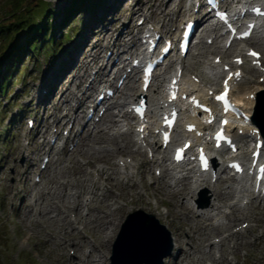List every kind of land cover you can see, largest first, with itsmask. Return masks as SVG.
<instances>
[{
  "label": "bare ground",
  "instance_id": "obj_1",
  "mask_svg": "<svg viewBox=\"0 0 264 264\" xmlns=\"http://www.w3.org/2000/svg\"><path fill=\"white\" fill-rule=\"evenodd\" d=\"M51 1L57 3L59 0ZM133 1L135 0H124L122 8L114 13V17L117 16L116 21L108 25L110 31L100 29L99 32L102 36H99L98 40L89 47V53L82 54L81 56L78 55V60L80 61H77L78 63L74 64V66L76 65L78 71L81 70L82 72L72 71V73L67 74L65 78L60 80V88H56V91H54L56 99L60 98L59 104L56 105V110L61 111L65 108L67 110L66 113L60 116L55 115L53 123L56 124V127L58 129L61 128L68 118L72 119L75 125L80 122L82 123V130L79 134L75 133L74 128L70 129V133L78 137L75 152L80 153L82 160L74 159L71 165L67 167L71 171V179L60 181L62 185L55 186V188H59V194L63 192V189H66V186L71 189L67 195L64 194L62 196L67 204L63 205L54 199L49 202L47 199H43V194L38 196V192V198L35 197L33 201H30L27 197L20 200L17 208L18 210L23 208L26 212L23 214L20 211L18 217L22 221L25 219L30 221L35 217L31 225L38 227L41 225V220H46L50 225H60L59 222H62V235L65 237L61 239L63 240V244L66 245L65 248L67 249V246L72 245L76 251H80L82 254L79 258L71 259L70 264H105L107 258L106 248L119 232L124 221V217L120 211L124 209V205L137 206L140 209L145 208L148 212L155 214L171 230L174 244L179 249L174 264H207V261L211 262V264H231L227 259L226 253L230 252L236 258V251L249 245L247 241H243L244 230H230L232 223L240 218L251 219L249 214L245 212L243 204V201L246 199V204H251L252 199L255 198L250 189L249 178L246 177L244 181H239L232 176L225 177L223 173H226V168H218L215 170L216 176L215 181H213L212 171L208 177V174H199L193 168H185L184 165L178 167L170 166L167 163L171 159L169 150L162 149L161 143L158 144L155 139V134H152L154 137L153 141L148 140V145L146 147L143 146L141 143L142 139L138 137L136 129H134V124L129 120L132 117L128 108L124 111V106L129 105L132 99H138L141 94L140 89L137 87L139 71H136L134 76L133 74L129 75L127 78L128 82L124 88L125 91H117L124 96L123 100L120 102H109L105 110L104 127L101 124H94L92 117L87 118V114L84 113L86 108L93 107L95 110L98 108L94 103L95 100H93V92L100 87H106L105 76L109 74L106 71L107 65H112V68L113 66L117 67L116 73L124 71L127 65L126 55L132 54L137 50L142 53L144 50L142 49V44L137 43L135 35L129 36L132 29H136L139 33L145 26H131L136 16L143 11L142 5L136 1L137 7V5L133 4ZM246 2H243L242 7L246 5ZM193 7L188 8L186 5L182 7L181 1L154 0L150 9H152L151 11L155 18L169 20L172 11L178 13L181 9V16L187 18L185 24L189 19H193L192 17H194V19H197L195 22L201 30H206L210 25V20L199 13L195 15L191 11ZM125 13H128L127 19L129 23L112 40V33L117 30V23L122 20ZM147 29L149 30L150 28L147 27ZM256 31L254 40L251 41L250 38L246 41L250 43V46L257 44L264 50V28L259 27ZM260 31L262 33H259ZM222 35L221 33L219 36L214 37L213 42L217 44V39ZM128 41L134 43L132 48H127ZM199 44H201L200 49H202L200 54L203 55L206 52H211L212 46H207L201 41H199ZM216 44L213 47L216 52L227 54L228 49ZM106 49H110L112 52V55L108 58L103 54ZM237 56L241 55L238 54L234 57ZM115 57L120 59L119 66H117L114 60ZM191 57L193 58V56ZM174 63L175 60L171 59L168 65L173 66ZM206 65L204 68L196 69L200 78L199 83H195L191 77H186V75L182 80V85L186 91L197 93L203 99L209 98V91L211 89H216L218 85L221 87L220 80L227 74L222 71L223 64L214 65L210 62L208 66ZM184 67L187 71H195V66L188 67L185 65ZM91 68L96 69L93 76L92 73H89ZM247 70L252 73L259 72V69L253 66H247ZM165 77L163 74L157 75L155 84L157 95L152 96L151 105L148 109L150 120L148 124L153 125L151 129L152 133H154L157 127L156 116L161 107L164 106L161 94V82L165 80ZM64 80L65 84H63ZM109 80L107 81L108 84H112V81ZM240 80L241 82L233 87L231 94L242 105L247 114L251 116L255 100L249 96L250 94H255L256 96L263 88L261 85H255L252 82L253 80L251 81V78L245 75ZM55 81L57 80L54 79L53 83ZM84 81L88 82V86L84 90L81 89L82 94L78 96L73 87H80ZM248 82H250L249 90L245 91L242 96L236 95V93L244 90L242 85ZM203 83L210 86L207 87ZM99 93H97V96ZM40 98L45 99L43 95ZM113 108H119L122 113L120 117L115 118L116 114L112 112ZM70 112H73V116L70 115ZM181 113L183 112L181 111ZM121 118L126 121V127L121 126ZM197 121L196 123L199 125L200 130L202 129L206 135L208 128L204 127L199 119ZM44 126H47L48 129L51 123L45 121ZM253 128L258 127L252 118V121L249 123L241 120L238 127L230 126L229 131L236 139L246 140L244 141L246 143L253 139V136L250 134ZM239 130H243L244 134L239 135ZM39 134L45 137L41 131ZM185 135H191L193 138H196L194 134H187L182 130L176 131L173 141H180ZM207 136L204 137L206 138ZM71 137L69 136V138ZM139 141L140 143H138ZM44 144L45 138L42 141V145ZM179 144L183 145V140ZM33 148L31 151L36 155V158L39 157L42 149ZM20 149L23 150L24 148L20 147ZM54 150L55 146L52 145L47 150L45 156L48 154L52 155ZM149 150L153 153L150 156L147 155ZM246 153L244 152V155ZM71 154H74V152ZM226 154L222 153L223 156ZM117 157L118 159L116 160ZM261 159L264 160V147L261 151ZM26 160H29L27 153ZM57 162H62V160L59 159ZM100 162L103 163L98 164ZM218 164L219 161L215 156H212L213 168ZM14 166L19 179L29 180L36 170L37 161L30 163L28 169H22L17 164ZM154 166L157 167L156 169H160L161 173L158 177L154 178L153 184L149 187L146 185V179L151 174ZM89 167H92L93 171L88 170ZM60 172L61 170L57 173ZM137 176H139V180H137ZM237 183H239V186L236 185ZM139 185L142 186L145 192L135 190ZM155 186H157L156 188L160 192H164L167 195L168 200L158 198L154 192H150V188ZM203 186L208 187L210 194L213 196L212 203L208 208L204 209L196 206L193 201L196 191ZM10 188L12 195L10 202L13 203L18 198L19 192L17 186H10ZM114 188L120 189L119 195H115ZM147 195H154L157 199V205L152 206ZM233 197L235 199L230 202L229 200ZM118 198L124 201V203L120 204ZM161 204L169 207L167 213L162 214L159 211ZM225 208H228L229 212H224ZM71 212L75 217L74 219L69 216ZM80 224L83 230H89L92 233V239H89L86 233L80 230V227H78ZM50 235L52 234L50 233ZM218 235H222L218 242L211 240L213 236ZM263 235L254 238L252 242L253 246H259ZM229 242H232L231 246H228ZM258 251L261 250L258 248ZM217 253H220V255H216ZM262 257L264 256L255 255V259L258 260ZM234 264L238 263L235 262ZM256 264H264V262L260 261Z\"/></svg>",
  "mask_w": 264,
  "mask_h": 264
},
{
  "label": "rangeland",
  "instance_id": "obj_2",
  "mask_svg": "<svg viewBox=\"0 0 264 264\" xmlns=\"http://www.w3.org/2000/svg\"><path fill=\"white\" fill-rule=\"evenodd\" d=\"M48 1H50V6L56 9L58 12H60L65 6V4H67L66 0H59L57 3H54L51 0ZM111 1L112 0H109L110 3ZM136 1H138V3L141 2L146 9L148 8L149 4L152 3V0H135V2ZM30 2L32 3L33 7L36 8V1L32 0ZM118 8V3H114V6H112L111 9L108 11L109 15L105 14V16H101V20L97 24L99 25L97 26L99 31L100 29H107L106 31H110L108 25L116 21L115 19L117 16L113 17L112 15L113 12H116L118 10ZM12 9V4L10 6L9 2H6L5 0H0L1 24H6L15 19V17L13 18L7 16V14L10 15L13 13ZM21 11H18L17 14ZM110 12L112 13L110 14ZM127 14L128 13L123 16V22H128L126 18ZM23 15H28V12L24 11ZM82 17L86 21H89L88 13L84 14ZM180 17L181 16L179 14L172 15V19L179 20ZM98 19L92 21L98 22ZM121 21L117 23L118 31L123 27ZM138 21L136 19L133 25H135ZM174 29V25H170L167 28L168 32L174 31ZM61 31V29L57 30V35ZM118 31L114 32L115 36L116 32ZM95 33H97L98 37L102 36L100 35V32L98 33V31H96ZM97 35L93 37L91 36V32H87L84 37L75 34L70 42H67L62 46L64 51L59 53L56 60L57 63L53 66L52 69L49 67L46 57L40 55L35 59L34 57L31 58L30 56L25 55L24 58H21V74L19 73L17 74V76H11V79L13 80L12 88L14 90L11 93V96L12 98L17 99L16 103L10 104L7 101L6 97H2L3 102L7 103V108L5 109L7 113L5 114L3 110H0L1 116H4L6 119L4 123L0 122V264H70L71 259L79 258L82 256L81 252L76 251V249L72 247V245L67 246V249L65 248L66 245L63 244V240L61 239H64L65 237L62 235V222H59L60 225H50L49 223H47L46 220H41L40 227L32 226L31 224L34 221L35 217H33L30 221H27L26 219L22 221L18 217V213L22 211V213L25 214L26 210L23 208L21 210H18L17 208L22 198L27 197L30 199V201H33L34 198L37 197L38 192V196L40 194H43V199H47L49 202L51 200L53 201L54 199L58 200L63 205L67 204V202L64 200V197L62 196L64 194L67 195V193L71 191V189L66 186V189H63V192H60L59 194V188H55V186L62 185L60 184V181L66 178L71 179L72 174L71 171L67 169V167L71 165V162L74 159L82 160L80 153L75 152L74 154H70V151H72V145L76 144L77 138H72V140L69 139V141H67V147L62 148L60 152L62 162H57L51 165L50 168L48 167V169L44 170L43 172L42 169H44V163L41 161L43 160V154H40L37 161V172L32 174L30 179L27 181L25 179H19V175H17L14 165L17 164L21 167H25L27 163L25 153H28L29 146L33 148L35 147L36 142L41 141L42 138L38 137V135L35 136V134H37V126H39L37 125L38 121L40 123L43 120H50L54 113H57L58 115L60 114L54 109V107L59 104L60 98L56 99V96H54L53 93L54 91H56V88H60V80L65 78L70 70H77L76 65L74 66V64L78 63L77 61H80L78 60V55L81 56L82 53H89V47L94 44V42H96ZM206 38L208 37L206 34H204L202 40L205 42ZM218 44L221 45L222 42ZM128 45L129 42L127 44V47H129ZM108 53H110V51H108L106 55H108ZM199 53L200 47H197L193 50V53L188 55L187 64L189 66H195V68L204 67L205 64L203 61H211L213 56H215L214 54H208L206 52L208 55H206L204 59H200L202 55H200ZM238 53V50L231 51L226 55V59H231L235 54ZM191 55L193 56V58L189 57ZM64 62H66L65 69L63 72H61L59 71V66ZM71 67L74 68L71 69ZM24 68H27L28 72L26 74H22ZM109 69L111 68L108 67V70ZM79 72L81 73L82 71L79 70ZM161 72H163L164 74L165 70ZM244 73L246 74V76H251V74L245 72V70ZM252 77L254 79L255 84H262L264 86V83L261 82L264 79V77L261 76V73L255 74ZM54 79L57 80L55 81V83H53ZM63 82L65 83V80ZM84 85H86V82L82 84V86ZM248 86L249 85H246V87ZM154 88L155 87H153V91H151L150 93L152 95H154ZM43 90H46L45 94H43ZM75 91L77 94H80L77 89ZM41 94L44 96L45 99L40 98ZM96 94L97 93H95L94 98ZM115 112L117 113L116 110ZM29 119L35 120V126H33V128L27 124V121ZM10 122H13V124L9 128H6L10 125ZM103 122H101L100 124L104 127ZM122 124H124V122H122ZM71 125L72 122L66 120V124L64 125V127H62V140L65 137V133L68 131L69 127H72ZM39 128L41 129L42 126H40ZM76 128L78 130L81 129L80 125H78V127ZM55 130L56 129L54 126H52V128L50 129L51 134L49 136H51L50 138H52L51 142L53 141L52 136H55ZM12 131L14 134L10 136L8 143H3L2 137L4 138L6 132L10 134ZM57 144V146H61L63 145V141H59ZM20 147H23L24 149L22 150L20 149ZM63 149H66L65 153L62 152ZM246 149L247 147H243L242 151H246ZM35 156L36 155L34 154V157ZM34 157L32 159H34ZM228 159L229 158H227V160ZM102 163L103 162H100L98 164ZM48 164H50V162ZM221 167H225V164H222ZM59 170H61V172L57 173ZM89 170H92V167H89ZM41 172L42 177L39 179V181H37L38 175ZM154 174L155 170L153 169L151 176H148L146 180V185L149 187L153 183L152 176H154ZM10 186H17L19 192L18 198L13 203L10 202L12 198ZM156 187L157 186L150 188V192H154L158 198L168 200L167 195L164 192H160L159 189H157ZM135 190L144 191L141 185H139ZM114 193L115 195H119L120 189L114 188ZM202 195H207L208 197H210L208 194V188H201L194 198V202H196V204L200 207L202 203H204V200L200 204L198 203ZM147 198L152 206H155L157 204L156 197L154 195H147ZM211 198L210 200H212ZM118 201L120 204L124 203V201L119 198ZM260 203L259 207H249L246 209L249 214V217L254 219L246 220L245 218H240L231 225L232 230H237L238 227H241V223H248V226L243 236V241H247L249 244L245 248H239L236 251V258L232 253H226L227 259L230 261L231 264H234L235 262H237L238 264H256L260 261L264 262V257L259 260L255 259L256 254L258 256H264V235L258 247L253 246L252 244L255 237L262 236V234H264V201ZM124 206V209L120 211L124 218L130 212L140 209L137 206L132 205ZM168 209L169 207H167L165 204H162L160 205L159 211L163 214L168 211ZM142 210L148 212V210L145 208ZM83 213H85V211H83ZM153 215L156 217L155 214ZM156 218L158 219V217ZM158 221L161 222L159 219ZM165 228H167V230L169 231V236L172 244V252L170 256L163 260V264H174L175 257L178 253V248L175 247L173 243L172 233L170 229L167 226ZM83 232L86 233L89 239H92V233H90L89 230H83ZM50 233L52 235H50ZM214 239L217 240L218 237L212 238V240ZM114 240L115 237L108 244V247L105 251L107 252L106 254L109 257L111 256ZM258 248L261 251L257 252ZM105 264H110V260L106 258Z\"/></svg>",
  "mask_w": 264,
  "mask_h": 264
},
{
  "label": "trees",
  "instance_id": "obj_3",
  "mask_svg": "<svg viewBox=\"0 0 264 264\" xmlns=\"http://www.w3.org/2000/svg\"><path fill=\"white\" fill-rule=\"evenodd\" d=\"M5 1L9 2L10 6L13 5V13L7 14V16L15 17V19L6 24L0 23V97L7 96L8 92L11 91L13 84L10 79L11 75L15 73L17 75L20 72L19 66L14 67V63L11 64L10 60L13 54L22 47V44L16 41L17 38L22 37L21 32L28 38V44L34 43V46H31L34 51H49V56L54 58L62 44L69 41L74 32L80 28L77 27L79 20H82L80 14L88 11L94 16L95 11L103 6L105 0H66L67 4L60 12L52 8L46 0H35L36 8L30 2L32 0ZM18 11L21 12L17 14ZM24 11L28 12V15L24 16ZM82 27L86 28L87 24L83 23ZM58 28L65 30L66 33L63 31L57 37ZM14 35L16 36L13 38ZM9 41H13L14 47L5 52L6 44ZM3 68L5 70L2 72ZM24 73H27V69H24Z\"/></svg>",
  "mask_w": 264,
  "mask_h": 264
},
{
  "label": "water",
  "instance_id": "obj_4",
  "mask_svg": "<svg viewBox=\"0 0 264 264\" xmlns=\"http://www.w3.org/2000/svg\"><path fill=\"white\" fill-rule=\"evenodd\" d=\"M263 104L259 99L255 121L264 134ZM170 252L171 244L163 228L153 216L137 212L123 225L114 244L112 261L113 264H161Z\"/></svg>",
  "mask_w": 264,
  "mask_h": 264
},
{
  "label": "snow or ice",
  "instance_id": "obj_5",
  "mask_svg": "<svg viewBox=\"0 0 264 264\" xmlns=\"http://www.w3.org/2000/svg\"><path fill=\"white\" fill-rule=\"evenodd\" d=\"M253 55H259L258 53H253Z\"/></svg>",
  "mask_w": 264,
  "mask_h": 264
}]
</instances>
